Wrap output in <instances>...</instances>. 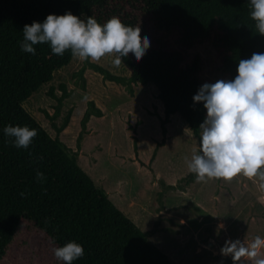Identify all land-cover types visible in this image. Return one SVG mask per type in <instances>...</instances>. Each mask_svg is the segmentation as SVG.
<instances>
[{"label":"trees","instance_id":"1","mask_svg":"<svg viewBox=\"0 0 264 264\" xmlns=\"http://www.w3.org/2000/svg\"><path fill=\"white\" fill-rule=\"evenodd\" d=\"M66 12L79 18L91 16L100 24L115 16L125 26H139L141 37L149 38L150 47L139 61L131 54L122 58L129 77L113 75L91 61H83L75 76L83 87L84 72L92 70L104 81L123 86L130 95L133 85H153L163 107L160 129L164 144L166 125L175 114L194 137L201 138L199 128L206 110L202 103H194L193 97L207 82L202 81L201 59L195 51L210 47L228 81L235 79L239 60L264 53V36L251 19L250 2L0 0V264L16 244L20 245L22 233L41 235L54 248L69 242L82 245L84 255L72 264H171L148 241V233L129 220L77 163L86 125L90 117H102L100 109L92 101L88 103L80 122L77 150L71 151L59 135L68 127L72 111L56 123L69 97L65 85H59V97L52 88L49 91L56 101L53 114L42 111L54 138L22 107L73 57L70 51L54 55L48 44L34 45L35 55L23 52L24 26ZM8 125L36 129L37 136L27 149L16 148L4 135ZM37 172L43 173L44 179L38 180ZM52 264L63 262L55 258Z\"/></svg>","mask_w":264,"mask_h":264},{"label":"rangeland","instance_id":"2","mask_svg":"<svg viewBox=\"0 0 264 264\" xmlns=\"http://www.w3.org/2000/svg\"><path fill=\"white\" fill-rule=\"evenodd\" d=\"M80 18L86 20L87 16ZM197 53L202 81H228L210 47H201ZM113 59L106 55L93 63L113 75L129 77L122 64L113 66ZM82 65L83 61L72 57L22 107L54 138L42 111L53 114L56 101L49 91L52 88L59 97V85H65L69 97L56 123L72 111L68 127L59 135L71 151L77 150L80 122L88 103L92 101L100 109L102 117L93 116L86 125L77 163L129 220L148 233V241L171 264H233L230 256L221 254L225 241L248 244L258 235L264 238V189L255 179L241 174L230 181L213 178L197 182L185 159L200 154L201 138L194 137L175 114L166 125L165 143L161 144L160 120L164 115L155 87L133 85L130 95L123 86L104 81L92 70L84 72L82 87L75 76ZM19 243L4 264H52L55 260L54 247L41 235L22 233Z\"/></svg>","mask_w":264,"mask_h":264},{"label":"clouds","instance_id":"3","mask_svg":"<svg viewBox=\"0 0 264 264\" xmlns=\"http://www.w3.org/2000/svg\"><path fill=\"white\" fill-rule=\"evenodd\" d=\"M249 2L251 19L264 36V0ZM140 32L139 26H125L115 16L100 24L91 16L84 20L66 12L48 15L43 23L25 25L20 47L35 55L34 45L48 44L56 56L70 51L73 57L92 62L111 55L118 68L128 54L139 61L150 47L149 38H142ZM193 102L203 104L206 117L199 128L200 154L185 159L188 171L195 174L197 182L213 178L230 181L242 174L264 189V53L239 60L234 80L203 84ZM3 132L16 148L23 149L37 136V130L28 126L8 125ZM36 175L38 180L44 179L43 173ZM53 253L63 264H72L84 255V248L69 242L54 248ZM221 254L230 256L233 264H264V238L258 235L248 244L227 240Z\"/></svg>","mask_w":264,"mask_h":264},{"label":"crops","instance_id":"4","mask_svg":"<svg viewBox=\"0 0 264 264\" xmlns=\"http://www.w3.org/2000/svg\"><path fill=\"white\" fill-rule=\"evenodd\" d=\"M160 116H161V115H160ZM92 117H93V116H92ZM161 118H162V117H161ZM91 119H92V118L90 117L89 122L91 121ZM89 122H88V123H89ZM170 122H171V118H170ZM170 122H169V123H170ZM169 123H168V124H169ZM166 129H167V128H166ZM130 203H131V202H130Z\"/></svg>","mask_w":264,"mask_h":264}]
</instances>
